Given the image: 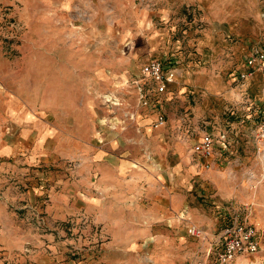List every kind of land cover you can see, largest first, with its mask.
<instances>
[{
	"label": "rangeland",
	"instance_id": "1",
	"mask_svg": "<svg viewBox=\"0 0 264 264\" xmlns=\"http://www.w3.org/2000/svg\"><path fill=\"white\" fill-rule=\"evenodd\" d=\"M260 46L264 0H0V264H216L209 244L234 212L264 229V73L239 77ZM148 59L180 73L159 127L133 84ZM139 118L149 120L141 137L158 135L168 163L185 161L194 175L135 182L126 221L109 229L98 218L105 196L83 182L81 150L107 138L139 149ZM42 125L55 126L51 140L38 139ZM204 131L226 140L208 168L191 153ZM55 194L71 200L56 208L64 219L47 209ZM188 224L206 237L189 236ZM230 264H264V240Z\"/></svg>",
	"mask_w": 264,
	"mask_h": 264
},
{
	"label": "crops",
	"instance_id": "2",
	"mask_svg": "<svg viewBox=\"0 0 264 264\" xmlns=\"http://www.w3.org/2000/svg\"><path fill=\"white\" fill-rule=\"evenodd\" d=\"M150 60L153 59H148L143 64ZM141 66L137 78L140 77ZM88 104L89 101L85 105L86 110L89 108ZM6 107L11 112V106L6 105ZM151 109L152 111L155 110V108ZM20 120L28 121V117L24 116ZM81 123V126L88 129L90 134L93 133L90 118L84 119ZM148 123L149 120L139 118L136 126H131L132 132L134 130L132 140L142 144L139 149L127 151L126 148L121 146L119 141L114 143L112 140H108V138L101 147L93 148L86 145L82 147L81 154H83L85 159V168L82 170L84 174L83 182H95L105 196V199L101 203V209L98 212V218L109 229H113V226L121 220L126 221L122 213V208L124 209L122 203L128 196L127 191L134 186H138L135 182H189V178L194 175V166L187 165L185 161L168 163L166 150L161 142H159L158 135L153 136L154 133L152 131L145 130L144 135L141 137L142 132L140 128H148ZM37 129L39 140H51L55 126L42 125L37 127ZM58 131L60 129H58L57 120L56 135ZM47 144L49 145V143ZM47 144L44 147L48 146ZM58 151L56 148V154H58ZM121 153L125 154V156H115V154ZM132 192H134V189L131 190ZM51 201L52 205L48 203L47 209L56 218L64 219L66 217L65 213L61 210L60 214L56 215V213H59L56 208L58 204H68L71 201L70 198L66 195H59L58 199H56L55 194L51 198ZM172 203L176 210H182L183 196L174 195ZM89 205H93V201ZM153 210L154 216H150V218L154 220L157 219L156 208L154 207ZM131 219L139 220V217L131 215Z\"/></svg>",
	"mask_w": 264,
	"mask_h": 264
},
{
	"label": "built area",
	"instance_id": "3",
	"mask_svg": "<svg viewBox=\"0 0 264 264\" xmlns=\"http://www.w3.org/2000/svg\"><path fill=\"white\" fill-rule=\"evenodd\" d=\"M245 66L246 71L239 74L240 78L250 76L254 70L264 73L263 46L256 48L246 57ZM179 75L178 67L174 63L168 65L158 59H153L143 64L140 69V77L133 80L138 104L156 110L162 108L163 94L170 84L178 81ZM107 101L111 100L107 99ZM165 121L164 112L158 110L155 126H163ZM225 147L224 134L214 137L209 131H204L192 144L191 153L194 159L204 160V167L208 168L209 160L216 154V150ZM186 232L194 238L206 237L205 229L195 224H188ZM262 240H264V229L248 224L245 220H240L239 213L234 212L229 222L220 229L217 238L210 242L208 251L216 250V264H230L238 255L259 251Z\"/></svg>",
	"mask_w": 264,
	"mask_h": 264
}]
</instances>
